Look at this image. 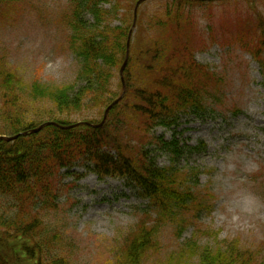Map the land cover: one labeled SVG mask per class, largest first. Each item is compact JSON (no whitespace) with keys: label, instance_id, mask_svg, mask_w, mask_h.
Instances as JSON below:
<instances>
[{"label":"trees","instance_id":"16d2710c","mask_svg":"<svg viewBox=\"0 0 264 264\" xmlns=\"http://www.w3.org/2000/svg\"><path fill=\"white\" fill-rule=\"evenodd\" d=\"M9 1L0 0V5ZM172 1L148 19L147 31L131 38L124 97L101 127L62 129L48 124L29 133L44 123L72 125L76 122L69 117L84 110L96 111L100 118L82 122L98 125L105 109L121 95V82L120 95L113 88L114 72L126 58L131 26L111 23L122 9L120 1L69 0L67 43L81 65L73 85L23 87L0 52V136L27 133L10 142L0 140V264L68 263L65 256L52 253L60 235L49 233L46 218L58 208L63 176L76 167L99 179H123L148 201L149 213L127 233L115 264H150V255L159 250L158 228L170 223L180 236L179 229L187 225L182 217L206 203L186 185V172L159 167L150 157L151 147L172 160L191 150L155 137L153 131L176 127L181 115L205 111L206 103L221 91L216 73L195 59L196 36L184 11L195 2ZM138 25L143 27L144 21L139 19ZM257 30L258 37L242 49L264 70V20ZM150 211L155 212L154 220ZM251 258L234 241L214 249H200L190 241L159 264H249Z\"/></svg>","mask_w":264,"mask_h":264},{"label":"rangeland","instance_id":"374dc122","mask_svg":"<svg viewBox=\"0 0 264 264\" xmlns=\"http://www.w3.org/2000/svg\"><path fill=\"white\" fill-rule=\"evenodd\" d=\"M118 2L122 9L111 23L131 26L135 2ZM174 2L144 1L132 41L136 33L147 31L151 16ZM193 2L184 11L196 36L195 59L216 73L221 91L206 103L205 111L181 115L176 127L153 131L155 137L191 150L175 160L154 147L149 151L159 167L186 172V185L206 203L182 217L187 225L179 229L180 236L170 223L158 228L159 250L149 263L159 264L190 241L200 249L234 241L252 254L249 264H264V70L242 49L259 35L264 0ZM68 6L69 0H11L0 5V52L23 87L76 83L81 65L68 48ZM139 19L144 21L140 28ZM118 73L113 88L120 95ZM69 118L82 122L100 115L84 110ZM61 185L58 208L46 218L49 233L60 235L52 253L65 256L67 264H115L125 236L149 213L148 201L123 179H99L82 167L65 174ZM149 218L154 220L155 212L150 211Z\"/></svg>","mask_w":264,"mask_h":264},{"label":"water","instance_id":"95a60500","mask_svg":"<svg viewBox=\"0 0 264 264\" xmlns=\"http://www.w3.org/2000/svg\"><path fill=\"white\" fill-rule=\"evenodd\" d=\"M143 1H145V0H139V1L136 3L135 9H134V21H133V26H134V22H135V19H136L137 8H138V6L140 5V3H142ZM196 1H209V0H196ZM132 29H133V27H132ZM130 37H131V32L129 33L128 40H127L126 59H125L123 65L121 66L120 71H119V75H120V79H121V83H122L123 92H122L121 96H120L117 100H115L111 105H109V106L107 107V109H106L105 112H104L103 119H102L101 123H100L99 125H97V126H93V127H100V126H102V124H103V123L105 122V120H106V117H107V114H108L109 110H110L114 105H116V104L120 101V99L123 97V95H124L125 86H124V82H123V72H124V70H125V67H126V64H127V58H128V55H129ZM48 124H53V123H45V124L41 125L39 128L30 131V133H31V134L37 133V132H39L44 126H46V125H48ZM81 124H82V123H77V124L72 125V126H69V127H61V126H59V127L62 128V129H71V128H75V127H77V126H79V125H81ZM84 124H87V123H84ZM88 125H90V124H88ZM90 126H92V125H90ZM26 134H27L26 132L22 133V135H26ZM18 136H19V135H16V136H14V137H4V136H1V137H0V140H4V141H6V142H10V141H12V140H15Z\"/></svg>","mask_w":264,"mask_h":264}]
</instances>
